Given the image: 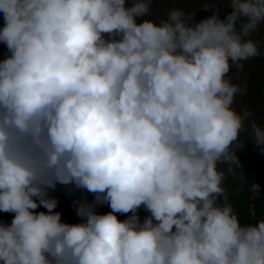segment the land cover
Wrapping results in <instances>:
<instances>
[{
	"label": "clouds",
	"instance_id": "9594fccd",
	"mask_svg": "<svg viewBox=\"0 0 264 264\" xmlns=\"http://www.w3.org/2000/svg\"><path fill=\"white\" fill-rule=\"evenodd\" d=\"M228 6L137 23L152 0H0V264H264V218L242 224L224 186L241 133L264 154L227 75L264 55V0ZM57 184L94 194L79 222Z\"/></svg>",
	"mask_w": 264,
	"mask_h": 264
},
{
	"label": "rangeland",
	"instance_id": "374dc122",
	"mask_svg": "<svg viewBox=\"0 0 264 264\" xmlns=\"http://www.w3.org/2000/svg\"><path fill=\"white\" fill-rule=\"evenodd\" d=\"M126 3H130V0H126ZM204 4L215 5V8L209 7L207 10L203 8ZM229 0H152V9L150 14L138 17L137 23L143 19H150L159 21L165 16L167 10L171 7L182 9L186 14L193 12V22H199L201 19L212 15L213 11H216L218 18L223 19L229 14L232 9L228 6ZM3 26V17L0 14V27ZM253 39L261 40L262 49H264V25L259 27L255 33H253ZM8 54V51L3 43H0V60L4 59ZM264 55L250 58L244 62L242 69L237 70L235 67L230 68L227 74L232 78V82L244 87L243 94H237L234 99V107L237 111L242 108L251 110L252 117L257 124H264V95L259 92L257 83L261 82L260 69L264 68ZM250 131V129H249ZM251 137L246 133H241L232 146V150L237 153V158L240 166L242 167L251 158V154H256L259 161L264 163V154L261 153L259 147L253 146L250 143ZM220 167H227L226 164ZM239 166L233 164L232 172H238ZM264 171V169H263ZM227 171L225 172V175ZM264 182V181H263ZM264 191V186L259 188V192ZM7 212H0V222H7Z\"/></svg>",
	"mask_w": 264,
	"mask_h": 264
},
{
	"label": "trees",
	"instance_id": "16d2710c",
	"mask_svg": "<svg viewBox=\"0 0 264 264\" xmlns=\"http://www.w3.org/2000/svg\"><path fill=\"white\" fill-rule=\"evenodd\" d=\"M264 65V64H263ZM261 82L257 83L259 92L264 95V68L260 69ZM251 158L244 164L238 172H227L224 179L225 195L233 206L242 224L254 223L256 220L264 218V191L259 194L249 191V185L254 182L264 186V163L259 161L256 154L252 153ZM49 195L55 197L58 201L53 211L61 213V219L68 223H77L80 218L75 212V201L86 200L92 202L93 193L83 189H75L71 186L57 184L54 190H50ZM98 213L103 214L111 209L107 204L99 205L95 209ZM36 211H46L43 207H38ZM130 213H116L117 218L123 220ZM148 213L143 207L137 210V215L142 219ZM7 222L10 223L13 213L7 212Z\"/></svg>",
	"mask_w": 264,
	"mask_h": 264
}]
</instances>
